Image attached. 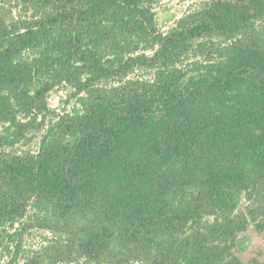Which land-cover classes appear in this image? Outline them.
I'll return each mask as SVG.
<instances>
[{
  "label": "trees",
  "instance_id": "1",
  "mask_svg": "<svg viewBox=\"0 0 264 264\" xmlns=\"http://www.w3.org/2000/svg\"><path fill=\"white\" fill-rule=\"evenodd\" d=\"M153 5L151 0H40V7L50 10L42 26L54 35L43 63L74 59L93 80L146 67L156 71L158 89L129 87L106 95L91 114L60 127V135L71 138L53 135L45 153L13 161L2 177L13 179L6 182L16 200L33 193L30 199H44L52 212L64 215L84 232L87 249H107L113 242L127 248L121 252L126 259L150 264H252L235 250L249 224L247 213L237 208L243 191L264 171V74L253 70L264 50L236 40L221 46L217 39L249 32L264 18V0H208L167 34L158 30ZM18 37L26 46L38 45L37 31ZM12 46L0 50V69L3 60L12 61L17 48ZM197 51L216 63L197 62L199 71L187 80V68L178 64ZM3 79L15 83L19 77ZM51 88L46 83L38 92ZM14 111L2 100L0 122L17 123ZM18 209L0 204V222L15 219ZM93 214L117 221L118 233L112 238L104 225L92 227ZM206 216L215 219L209 223Z\"/></svg>",
  "mask_w": 264,
  "mask_h": 264
},
{
  "label": "rangeland",
  "instance_id": "2",
  "mask_svg": "<svg viewBox=\"0 0 264 264\" xmlns=\"http://www.w3.org/2000/svg\"><path fill=\"white\" fill-rule=\"evenodd\" d=\"M151 1L156 12V25L164 34L177 28L183 16L208 3V0ZM49 12L45 7H40V0H0V50L6 51L12 45L17 47L10 54L12 61L6 64L3 60L0 69V102L8 101L17 117V123L6 120L0 122V204L5 206L7 203L10 208L19 206L15 219L5 217L0 222V264H150L151 261L146 259H126L121 252L126 253L127 248L111 243L108 234L104 235L103 241L110 242V248L103 249L97 245L93 250L87 249L85 240L81 239L84 232H79L75 225L67 223L64 215L52 212L50 204L45 203L44 199H30L31 195H36L33 193L25 192L26 198L20 194V201L16 200V191L6 182L13 179L8 175L2 177L13 161L24 163L25 158L36 159L42 151L45 153L50 148L47 142L53 135L58 134L60 139L71 138L72 135H60L63 129L60 127L73 118L80 116L81 120L83 116L91 114L97 104H103L101 98L106 95L114 96L129 87H139L141 92L147 93H155L158 89L156 71L146 67L136 68L127 76L115 75L93 80L90 70L74 59L64 65L54 64L52 60L49 62L54 65L43 63L45 48L52 45L54 38L48 28L42 26ZM29 30L38 32V45L26 46L21 43L18 34ZM235 40L237 43L241 41L243 47L258 52L264 50V18L258 19L244 35L229 41L217 39L221 46ZM52 52L47 51L48 54ZM145 52L153 55L155 50ZM198 52L178 64L179 67L187 68V80L199 71L194 65L197 62L216 63L214 58L209 57L210 60H207ZM256 62L259 65L253 66V70L264 74V59L259 57L253 64ZM17 70L21 71L20 75L16 74ZM11 75L19 79L15 83L3 79ZM46 83H51L52 88L40 95L38 91ZM157 110L160 116L164 115L165 110ZM20 179L23 176L17 180ZM237 211L247 213L249 217L247 230L241 232L237 239V255L245 262L264 264V171L243 191ZM94 216L92 227L98 230L100 225H104L112 232V238L118 233L120 225L117 221L106 222ZM214 219V216L205 217L209 223ZM153 251H157L156 245Z\"/></svg>",
  "mask_w": 264,
  "mask_h": 264
}]
</instances>
